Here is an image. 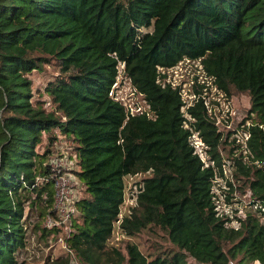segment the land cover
<instances>
[{"label":"trees","instance_id":"1","mask_svg":"<svg viewBox=\"0 0 264 264\" xmlns=\"http://www.w3.org/2000/svg\"><path fill=\"white\" fill-rule=\"evenodd\" d=\"M183 60H197L227 95L230 87L249 94L248 152L232 159L249 197L237 226L214 209L219 132L198 94L204 83L193 77L186 119L180 85L165 80ZM43 64L56 69L43 85L49 110L28 76ZM118 64L149 114H129L112 94ZM193 130L212 164L193 150ZM54 132L71 142L81 194L65 252L42 264H69L70 255L79 264H264V0H0V264H24L32 206L37 218H55ZM144 172L134 205L118 217L123 176ZM225 182L228 200L235 183ZM115 221L126 236L153 225L172 248L148 258L128 242L123 253L108 243Z\"/></svg>","mask_w":264,"mask_h":264},{"label":"rangeland","instance_id":"2","mask_svg":"<svg viewBox=\"0 0 264 264\" xmlns=\"http://www.w3.org/2000/svg\"><path fill=\"white\" fill-rule=\"evenodd\" d=\"M121 67L122 65L118 64L119 73L112 88V94H114V97H116L123 105H136L137 102L135 100H132L130 97L131 93H129V90L131 89V86L129 83V79L121 73ZM170 69L172 70H168V76L173 82L183 86L184 91H186L187 95L192 90V81L195 75L197 81L201 82L202 80H205L204 78L202 79L201 73L199 74V77L197 76L198 73L195 72V61L190 62L183 60L178 62L175 66ZM55 72V66H53L52 64H43L40 70H32L28 74L29 78L31 79L32 97L36 99L37 103L41 105L45 110L52 109V105L49 103L48 97L43 91V85L45 81L51 76V74ZM206 81L207 80H205V82ZM209 96H215V93H213L212 88L210 89ZM227 96L233 112L234 120L237 121L238 118L246 116L248 112L247 108L249 106L248 91L236 90L233 87H230V92ZM54 133L57 136H55L54 141L49 146L51 151L49 160H52L53 158L58 156V154H64L68 159L73 160V157L71 155L72 146L70 144L71 142L69 141V139L64 138L62 136H58L59 134H57L56 132ZM45 141L46 140H44L43 137L40 147L43 148V146L45 145ZM224 153L228 154L227 150L224 151ZM72 165L75 167L74 164ZM62 171L64 172V174L68 175L69 179L72 182H74V197L79 196L81 194V191L79 189V185L81 186V183L75 176L74 169L66 168L62 169ZM146 175H148L147 172L128 174L123 176L124 193L123 201L119 206L118 217L128 214L130 207L134 205V196L135 191H137L138 182L142 177ZM232 181L233 183H235L234 197L236 200L233 204L239 207V210H242L243 212L248 209V202H246V200H248L249 198L248 191L246 187H242L245 185V183L243 182V177L237 176L236 179L232 178ZM241 188L243 189V191H240ZM34 208L35 206H32V209L29 211V216L26 217V246L23 250H21L19 254V258L24 259V264H42L46 256L53 257L61 251L65 252L63 246H61L60 241H58L57 239L58 237H62V235L65 233L63 232L64 227L59 228L58 232H51V230L49 229L42 230L41 227H46L44 223L47 214L39 219L37 218L38 216ZM74 214L75 211L70 214V220L73 219L71 217H73ZM36 223L38 224L39 229L35 228L34 225ZM231 224L237 226L236 220H232ZM128 242L135 243L140 249V251L143 252V254H145L148 258L153 257L157 254H163L167 252L168 249L172 248V245L167 240L166 234L161 229L153 225H148L147 227L142 228L133 235L126 236L119 229L118 222L115 221L112 233L108 239V243L118 246L121 251L125 253L124 245ZM188 262L190 264H207L195 262L192 258H188ZM69 264L79 263L75 260L74 257L70 255ZM122 264H125V262H122ZM228 264L236 263L235 260H231ZM247 264H258V262L254 261Z\"/></svg>","mask_w":264,"mask_h":264},{"label":"built area","instance_id":"3","mask_svg":"<svg viewBox=\"0 0 264 264\" xmlns=\"http://www.w3.org/2000/svg\"><path fill=\"white\" fill-rule=\"evenodd\" d=\"M186 61H195V72L198 73L197 76L199 77V74L201 73L202 79H205L201 64L198 63L197 60ZM172 67H169L165 70L167 73L165 80L170 81L171 85H174L178 83L173 82L168 76V70H172L170 69ZM157 68L158 70H161V72L164 71L161 66H158ZM205 80H207L208 82L206 81V83ZM205 80H202L201 82L196 80V82L198 83H204V86L202 87L201 91L198 92V94L202 97L209 119L213 121V124L216 126V129L219 132V143L217 145V150L220 155L221 166V174H218L216 171L214 172V177L212 180L213 183L211 185L212 200L214 202V209L216 211V214L222 216V218H225V221L228 225H233L231 224V221L236 220V223H238L236 218L242 216L243 213L242 210H239V207L233 204L234 201H236L234 197V191H232V196H229L228 200L224 199L226 193L225 190L228 188V185L225 181L226 179H228L233 182L232 159L235 158V155H237L238 152H248L246 140L249 135L247 127L250 123V120L247 116H244L238 118L237 121H235L227 94L224 93L222 90L217 89L216 86L212 84L210 80H208V78ZM206 86H209V89L206 90ZM211 88L213 93H215V96L213 97L209 96ZM179 90L183 98V104L181 105L180 109L182 110L183 115L186 119H192L189 114L184 111V109L187 104L190 103L192 97H194V93L193 91H191L187 95L186 91H184V88L181 85ZM129 93H131V99L135 100L137 104L133 106H131L130 104L126 106L124 104L126 111L129 114L142 112H144L145 114H149L147 111L148 105L141 96V94L136 92L132 86L129 90ZM184 126H187V124L184 123ZM190 142L193 145V150L198 154L203 164H212V159H210L207 155V146L204 144V142L197 135V132L194 130L190 133ZM225 149L227 150L228 154L224 153V151H226ZM72 164L73 160L68 159L64 154L56 156L55 158L50 160L51 168L54 171V174L52 173V207L54 209L55 218H52L51 215H47L44 225H55L59 228L64 227L63 232L65 233L63 235H65L68 231L67 227L70 220V214L74 211L73 200L76 198V196L74 197L73 191L74 182L69 179L68 175L64 174L62 169H70V167H72ZM57 239L58 241H60L61 246H63L64 250H66L65 244L63 242V237H58Z\"/></svg>","mask_w":264,"mask_h":264}]
</instances>
